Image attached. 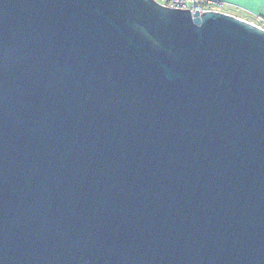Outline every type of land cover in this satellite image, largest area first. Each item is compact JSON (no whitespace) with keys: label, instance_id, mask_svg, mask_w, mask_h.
Returning a JSON list of instances; mask_svg holds the SVG:
<instances>
[{"label":"water","instance_id":"1","mask_svg":"<svg viewBox=\"0 0 264 264\" xmlns=\"http://www.w3.org/2000/svg\"><path fill=\"white\" fill-rule=\"evenodd\" d=\"M0 264H264V29L0 0Z\"/></svg>","mask_w":264,"mask_h":264},{"label":"crops","instance_id":"2","mask_svg":"<svg viewBox=\"0 0 264 264\" xmlns=\"http://www.w3.org/2000/svg\"><path fill=\"white\" fill-rule=\"evenodd\" d=\"M219 10L247 21H264V0H219Z\"/></svg>","mask_w":264,"mask_h":264},{"label":"built area","instance_id":"3","mask_svg":"<svg viewBox=\"0 0 264 264\" xmlns=\"http://www.w3.org/2000/svg\"><path fill=\"white\" fill-rule=\"evenodd\" d=\"M160 4L167 7H176V8H188L190 12H194L197 10L198 12H202L205 10H219V0H156ZM264 29V21L260 23H256L254 21H250Z\"/></svg>","mask_w":264,"mask_h":264}]
</instances>
